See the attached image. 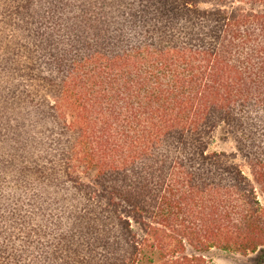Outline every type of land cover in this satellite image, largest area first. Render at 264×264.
I'll list each match as a JSON object with an SVG mask.
<instances>
[{
    "label": "trees",
    "instance_id": "trees-1",
    "mask_svg": "<svg viewBox=\"0 0 264 264\" xmlns=\"http://www.w3.org/2000/svg\"><path fill=\"white\" fill-rule=\"evenodd\" d=\"M255 5L0 0V264H209L187 245L264 248ZM221 127L235 152L209 151Z\"/></svg>",
    "mask_w": 264,
    "mask_h": 264
},
{
    "label": "rangeland",
    "instance_id": "rangeland-1",
    "mask_svg": "<svg viewBox=\"0 0 264 264\" xmlns=\"http://www.w3.org/2000/svg\"><path fill=\"white\" fill-rule=\"evenodd\" d=\"M252 8L255 11H264V5H255L252 6ZM237 147L238 146L234 134L230 130L221 127L216 131L214 140L209 145V151L235 152L237 150ZM235 160L238 162V164L242 166L246 174L251 179H253V176L251 175V171H252L251 166L248 163H246V161L242 157H240V155H238ZM83 177L84 179H86V176L83 175ZM257 195H258V200L264 206V193L261 192V190L258 188H257ZM121 211H124V209L121 208ZM125 214L127 215V217H132V215L128 216L129 214H127L126 211ZM130 222L132 223L131 224L132 229L139 230L138 225L133 220H131ZM187 248H188L187 249L188 254L204 255L206 260L209 261V264H264V248H261L258 251L249 254L233 253L218 248L196 251L190 245H187ZM148 251L150 250L148 249ZM152 253L153 254H149L148 257L153 258L155 261H160V258L158 256L159 253L158 252H152ZM149 263H150L149 260L142 262V264H149Z\"/></svg>",
    "mask_w": 264,
    "mask_h": 264
}]
</instances>
